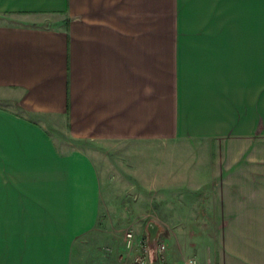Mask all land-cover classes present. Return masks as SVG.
<instances>
[{
	"label": "crops",
	"instance_id": "crops-1",
	"mask_svg": "<svg viewBox=\"0 0 264 264\" xmlns=\"http://www.w3.org/2000/svg\"><path fill=\"white\" fill-rule=\"evenodd\" d=\"M206 2L168 36L167 0H0V264H130L157 213L133 201L116 252L83 146L168 143L206 152V264H264V0Z\"/></svg>",
	"mask_w": 264,
	"mask_h": 264
},
{
	"label": "rangeland",
	"instance_id": "rangeland-1",
	"mask_svg": "<svg viewBox=\"0 0 264 264\" xmlns=\"http://www.w3.org/2000/svg\"><path fill=\"white\" fill-rule=\"evenodd\" d=\"M206 4V0H167L168 36L184 32L205 33ZM83 147L89 152L99 154L97 164L104 170L103 175L110 184V188L103 190L102 198L108 203L105 206L108 218L105 223L108 230H114L115 238L119 239L115 244L116 252H121L120 239H124L126 230L131 229L135 234V225L144 227V221L133 223L127 221V216L124 215L134 201L140 208L146 209L150 206L156 215H160L152 214L147 224L154 222L159 227L157 238L166 245L165 255L168 254L172 264L177 262L184 264L190 258L196 259L200 264H206V222L203 219L190 218L196 217L197 210L205 203V189L194 188L198 184L202 186L205 184L207 162L203 147L181 143L135 146L126 150L120 147L96 148L92 145ZM137 169L143 170L147 175L150 174V189L140 188L136 181L138 174L134 173ZM133 173L135 178L130 177ZM154 173L158 176L156 177ZM126 181L130 182V188L124 184ZM176 182L179 183L176 184V188H169V183ZM136 198H140V201L137 202ZM170 212L175 214L170 215ZM175 217L179 219H174ZM107 253L111 254V251ZM92 254L93 251L88 249L83 250L82 254H75L74 264H90ZM81 255L84 257L83 260L80 258Z\"/></svg>",
	"mask_w": 264,
	"mask_h": 264
},
{
	"label": "built area",
	"instance_id": "built-area-1",
	"mask_svg": "<svg viewBox=\"0 0 264 264\" xmlns=\"http://www.w3.org/2000/svg\"><path fill=\"white\" fill-rule=\"evenodd\" d=\"M135 234L130 230L124 233V247L127 251L133 250L135 246ZM166 245L160 240H156L154 250L151 251L147 241L138 245L137 252L132 256L130 264H168L166 260ZM184 264H198L196 259L190 258Z\"/></svg>",
	"mask_w": 264,
	"mask_h": 264
},
{
	"label": "water",
	"instance_id": "water-1",
	"mask_svg": "<svg viewBox=\"0 0 264 264\" xmlns=\"http://www.w3.org/2000/svg\"><path fill=\"white\" fill-rule=\"evenodd\" d=\"M159 233V227L154 222H149L146 227L147 245L151 251L154 250L155 242Z\"/></svg>",
	"mask_w": 264,
	"mask_h": 264
}]
</instances>
